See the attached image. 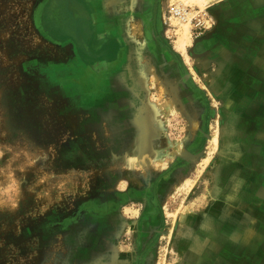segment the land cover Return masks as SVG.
Here are the masks:
<instances>
[{
	"label": "rangeland",
	"instance_id": "1",
	"mask_svg": "<svg viewBox=\"0 0 264 264\" xmlns=\"http://www.w3.org/2000/svg\"><path fill=\"white\" fill-rule=\"evenodd\" d=\"M96 1L79 29L95 0H0V264H223L210 28L171 12L214 3Z\"/></svg>",
	"mask_w": 264,
	"mask_h": 264
},
{
	"label": "crops",
	"instance_id": "2",
	"mask_svg": "<svg viewBox=\"0 0 264 264\" xmlns=\"http://www.w3.org/2000/svg\"><path fill=\"white\" fill-rule=\"evenodd\" d=\"M210 11L212 28L193 54L202 70L217 72V110L210 105L209 113L220 119L216 134L229 140L216 181L227 205L208 212L222 234L212 245L220 263L264 264V0H217Z\"/></svg>",
	"mask_w": 264,
	"mask_h": 264
},
{
	"label": "built area",
	"instance_id": "3",
	"mask_svg": "<svg viewBox=\"0 0 264 264\" xmlns=\"http://www.w3.org/2000/svg\"><path fill=\"white\" fill-rule=\"evenodd\" d=\"M173 16L182 22H190L196 35H202L210 28L209 19L204 18L198 11L189 8L175 6L171 10Z\"/></svg>",
	"mask_w": 264,
	"mask_h": 264
},
{
	"label": "flooded vegetation",
	"instance_id": "4",
	"mask_svg": "<svg viewBox=\"0 0 264 264\" xmlns=\"http://www.w3.org/2000/svg\"><path fill=\"white\" fill-rule=\"evenodd\" d=\"M102 5L104 7V4H102V2H100V1H96L95 0V2H90V6H89L90 7L89 9L91 11V15L90 16L86 15V10L87 9L84 8L83 5H80V4H77V3L70 4V5L68 4V10L70 12H72V14L74 15V19L77 20V25L80 22H82L81 26L82 27H85V26L87 27V23L85 22L87 20V17H91L92 21L96 17H97L96 20H99V19L102 18L101 16H104V14H102V15L100 14L101 11H103L102 13H104V11L107 12L105 7L103 8ZM102 8H103V10H102ZM78 27H79V25H78Z\"/></svg>",
	"mask_w": 264,
	"mask_h": 264
},
{
	"label": "bare ground",
	"instance_id": "5",
	"mask_svg": "<svg viewBox=\"0 0 264 264\" xmlns=\"http://www.w3.org/2000/svg\"><path fill=\"white\" fill-rule=\"evenodd\" d=\"M217 0H204V2L205 3H207V5L208 4H211V3H214V2H216ZM185 26H187V25H185ZM187 30H188V27H185V30H184V32L185 33H187ZM184 37V36H183ZM179 44H180V46H182L183 47V45H184V39H180V41L178 42ZM166 104H168V103H166ZM169 105V104H168ZM153 107V106H152ZM155 108V107H154ZM168 108H169V106H168ZM218 116V115H217ZM221 130H223V129H221ZM143 131H145V130H143ZM142 136V135H141ZM190 137H192V136H190ZM215 139V143H216V141L218 140V138L217 137H215L214 138ZM142 144V143H141ZM148 144V143H147ZM147 144H146V146H147ZM225 145H227V142L225 141ZM143 146H145V144L143 145ZM178 146H180V147H182V144H174V147H178ZM146 149V148H145ZM165 150H168V149H165ZM142 151H144V150H142ZM176 151V150H175ZM145 152V151H144ZM143 152V153H144ZM148 152V151H147ZM171 153V152H170ZM173 153V152H172ZM175 154H176V152H175ZM156 155V154H155ZM162 155V154H161ZM172 155V154H171ZM157 157V156H156ZM163 157V156H162ZM161 157V158H162ZM175 157V156H174ZM140 158V157H139ZM145 158V157H144ZM156 161H158V160H156ZM151 162H153V161H151ZM154 162H155V160H154ZM161 162V161H160ZM166 162V161H165ZM170 162V161H169ZM172 162V161H171ZM128 164V163H127ZM155 164V163H154ZM134 165V164H133ZM161 165V164H160ZM169 165V164H168ZM130 166V165H129ZM128 166V167H129ZM161 167V166H160ZM157 168V167H156ZM155 168V169H156ZM148 171H149V169H148ZM153 172H154V169H153ZM150 174H152V173H150Z\"/></svg>",
	"mask_w": 264,
	"mask_h": 264
}]
</instances>
